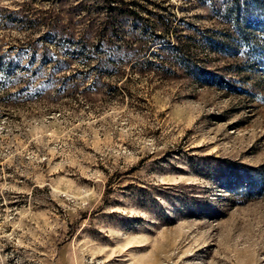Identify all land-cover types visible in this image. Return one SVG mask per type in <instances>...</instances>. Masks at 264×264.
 I'll return each instance as SVG.
<instances>
[{
  "label": "rangeland",
  "instance_id": "374dc122",
  "mask_svg": "<svg viewBox=\"0 0 264 264\" xmlns=\"http://www.w3.org/2000/svg\"><path fill=\"white\" fill-rule=\"evenodd\" d=\"M231 1L0 0V264H264V5L230 38Z\"/></svg>",
  "mask_w": 264,
  "mask_h": 264
},
{
  "label": "trees",
  "instance_id": "16d2710c",
  "mask_svg": "<svg viewBox=\"0 0 264 264\" xmlns=\"http://www.w3.org/2000/svg\"><path fill=\"white\" fill-rule=\"evenodd\" d=\"M254 9L252 11V14L257 17V10L262 8L264 5V0H257L254 4ZM130 10V11H128ZM133 9H127L124 12L131 16L135 17L136 19L140 18L137 16L138 14L132 13ZM120 14V12H118ZM219 19L222 21V23L228 24V30L224 32L225 35L230 36V38H233V35H239L241 29H242V24L244 23V18L246 17V10H245V2L244 1H238V0H232L231 2L228 3L223 9L222 12L219 14ZM114 21V20H111ZM262 24V21H260ZM161 24V23H160ZM169 29H171V32H169ZM207 30H205L206 32ZM181 32V30H178L176 26L171 27H163V31H159L158 33H154L152 37L150 38V41L148 44L149 46L153 47V49H164L167 48L168 50L172 49L175 50L176 53L178 54L177 56V61L179 64L181 63L182 66H187L189 64V58L186 57L184 54L182 55L180 53L181 48L183 47L181 45V40L183 39V35H179L178 33ZM173 34V35H172ZM174 38L176 43H170L169 38ZM157 40L159 43H153ZM223 37H220V39L216 40V51H221L223 44H222ZM241 42L243 45H246V41L244 39H241ZM153 45V46H152ZM159 45V46H157ZM142 50V49H141ZM141 54H147V57L143 60H147L148 58H151L154 54L152 53V50H148V48H145L142 51H138ZM143 56V55H142ZM143 58V57H142ZM145 62H152L151 60L145 61ZM218 79V77H216ZM244 168V167H243ZM249 171H256L254 168L248 169L244 168Z\"/></svg>",
  "mask_w": 264,
  "mask_h": 264
}]
</instances>
